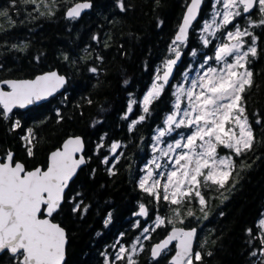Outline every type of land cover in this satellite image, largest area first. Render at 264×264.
<instances>
[{
	"label": "trees",
	"instance_id": "obj_1",
	"mask_svg": "<svg viewBox=\"0 0 264 264\" xmlns=\"http://www.w3.org/2000/svg\"><path fill=\"white\" fill-rule=\"evenodd\" d=\"M77 1L56 0L52 4L48 0L50 9L41 5L37 12L34 5L21 0L15 5L11 0H0V11L8 12V17H0V81L30 78L52 69L68 77L61 93L27 110L16 108L7 120L0 106V154L5 157L14 152L15 161H23L28 169L39 165L46 168L51 151L67 137L81 135L86 143L88 162L71 183L61 209L53 215L68 231L65 264H128L126 258L116 259L117 249L122 242L131 248L137 237L144 239V247L133 255L135 264H170L174 246L158 259L152 258L151 246L174 225L199 227L195 251L201 253L202 260L193 259L195 264H264V228L259 226L264 219V28L253 83L243 94L245 114L255 137L253 147L237 157L219 146L221 155H233L235 160L227 184L219 188L202 182L206 206L195 196L177 206L163 200L162 189L157 201L139 187V181L144 164L152 156L156 133L174 110V82L191 72L205 54L214 55L218 42L226 36V28L218 30L215 37L197 30L214 14L215 0L205 1L175 81L153 100L148 114L142 110L143 97L157 73L163 72L164 62L175 55L170 48L190 0H123L124 10L119 0H90L89 11L68 18L67 9ZM49 10L54 15L39 14ZM202 36L211 43L205 46ZM132 100L136 103L129 112ZM141 115H145L144 121L132 127ZM15 121L20 127L13 129ZM29 128L34 136L31 156L27 141L22 139ZM192 131L181 127L167 137L173 140ZM116 141L121 147L113 156L110 149ZM105 157L108 164L103 163ZM77 203L81 210L73 212ZM140 204L148 209L147 216L138 214ZM177 207L179 218L174 214ZM188 211L194 215L188 216ZM109 214L111 219L105 224ZM157 216L165 218L164 226H155ZM0 264L18 262L5 251L0 254Z\"/></svg>",
	"mask_w": 264,
	"mask_h": 264
},
{
	"label": "snow or ice",
	"instance_id": "obj_2",
	"mask_svg": "<svg viewBox=\"0 0 264 264\" xmlns=\"http://www.w3.org/2000/svg\"><path fill=\"white\" fill-rule=\"evenodd\" d=\"M11 2L15 5L17 0H11ZM21 2L34 5L33 10L37 12L41 5L50 9L48 0H21ZM51 3L55 4L56 0H51ZM201 3L202 0H191L187 6L186 14L172 41L174 46L170 48L175 58L164 62L163 75L157 73L151 89L143 97V113H149L153 100L160 97L165 85L168 84L173 67L181 56L179 47L186 43L188 30L199 14ZM216 3L222 4V10L216 11L211 21H204L202 30L213 37L218 30L227 28L237 17L244 14H249L247 20L251 26L264 25V0H216ZM91 7L90 0L75 3L67 9L66 15L68 18L75 19L81 15L82 11ZM119 7L124 10L123 0H119ZM255 8H258L261 15L258 21H253L250 15ZM39 14L54 15L51 10ZM0 17H8L7 10L0 11ZM217 18H220L219 22ZM234 29L226 33L227 41L220 43L216 47L214 56L206 57L200 68L203 69L209 60H215L221 66L209 65L203 74L198 73L197 77L190 81L188 74L185 73L184 80L189 86L186 88L182 83L175 88L173 93L175 110L166 116L164 121L166 127L159 129L155 139L160 142L162 137L181 127L194 128V131L187 136L180 134V138L174 143H169L165 149H157L155 145L153 146V151H160L162 156L167 157L170 153L174 155L172 169L166 177L162 172L159 174L155 172V169L162 167L158 163L159 157H155L151 162L154 168L149 166L147 174L139 181V187L157 201L161 199L160 190L162 189L163 200L172 205L180 206L186 198L195 196L200 205L206 206L205 197L200 190L202 182L204 185L211 184L223 188L236 167L233 155L219 156L218 147L222 146L231 150L237 157L253 147L255 137L248 116L245 114L243 94L253 83V73L248 68V64L251 63L249 56L257 55V38L248 27L242 30L239 24H236ZM245 37L252 38L246 50L245 44L248 41L244 39ZM202 40L205 46L211 43L205 36H202ZM192 55H196L195 51ZM230 57L231 60H229ZM90 71L96 72L97 69L91 68ZM66 82L65 76L56 71L38 75L34 79L0 82L10 88V91H5L3 87H0L3 118L7 120L16 107L24 108L52 96L63 88ZM185 101L186 106L182 109L181 104ZM135 103V100L129 103V112L132 111V105ZM144 119L145 115H141L138 120L132 122L131 126L135 127ZM18 127L20 122L15 121L13 129ZM22 139L27 141V152L31 156L34 147L33 129H27V134ZM120 146L118 142L112 143L110 150L113 156ZM177 149L181 151L177 153ZM82 150L83 140L80 137L70 138L64 142L62 149H57L50 154L45 170L37 167L32 171H27L23 163L14 162L10 151L7 153L5 162H0V252L8 250L18 264H64L66 231L59 223H54L52 217L61 209L65 200V189L69 187V182L76 175L77 169L86 163L82 155L76 158V154ZM118 159L116 157L117 162ZM103 163H109L108 157H105ZM112 167L114 168L115 164ZM110 174L114 172L110 170ZM161 178L165 180L163 184H161ZM72 199L74 200L75 197ZM80 210L79 203L72 209L73 212ZM83 210L87 211L86 208ZM138 214L148 215V209L144 204L139 205ZM174 214L179 218V207L174 209ZM187 215L193 216L194 213L188 211ZM42 216L44 218H41ZM110 219L111 214L109 219L105 220V224ZM168 223L172 221L169 220ZM164 225L165 218L157 216L155 226ZM259 226L264 228V219L259 221ZM248 231L251 233V229ZM144 232H148V228H145ZM195 238V228L185 230L173 227L170 234L152 248V256L159 257L173 241H176L178 250L172 257L171 264H193V259L201 261V253L193 252ZM261 241L264 242V235L261 236ZM137 243H139V237H137ZM126 252L129 250L121 247L116 259L126 258L128 264H135L133 255L137 252L136 244L131 246L127 257L124 255ZM252 254L255 255V252ZM208 255L211 253L209 252Z\"/></svg>",
	"mask_w": 264,
	"mask_h": 264
},
{
	"label": "rangeland",
	"instance_id": "obj_3",
	"mask_svg": "<svg viewBox=\"0 0 264 264\" xmlns=\"http://www.w3.org/2000/svg\"><path fill=\"white\" fill-rule=\"evenodd\" d=\"M212 10H213L214 13H215L216 11H218V10H222V4H218V3H216V0H215V1H214V4H213V6H212ZM213 16H214V14H213L211 17L205 18V19L201 22V25H199V27H198V29H197L198 32H199L200 34H203V35L206 34V36H208V35L210 34V33H205V32H203L202 30H203V26H204V21H206V20H207V21H211L212 18H213ZM219 19H220V18H217V22H219ZM216 35H218V31L216 32ZM210 36H211V35H210ZM226 41H227V37L224 36V39H221V41L218 42V45H219L220 43H222V42H226ZM187 44H188V43H187ZM187 44L180 45L179 49H184V48H186ZM210 56H213V55H211V54H205V55L203 56V60L199 61V64L195 65L194 69H193L191 72H188V80H189V81H190L191 79L196 78L198 73H199V74H203L204 70H206V68H207L209 65H211V66H213V67H220V66H221V65L217 64V62H216L215 60H209L208 63L204 65V68H203V69L200 68V65L204 63L205 58H206V57H210ZM184 76H185V75H183V78H182L181 80H176V81L174 82V87H173L174 89H173V91H175V88H176L177 85H180V84H182V83L184 84V86H185L186 88L189 86V84L185 82V80H184ZM150 89H151V88H150ZM150 89H149V90H150ZM146 94H147V93H146ZM144 96H145V95H144ZM185 106H186V101H185L184 103L181 104V108L183 109ZM174 110H175V109H174ZM174 110H173V111H174ZM173 111H172V112H173ZM172 112H170L169 114H171ZM169 114H168V115H169ZM164 127H166V125H164L163 127H159V129H162V128H164ZM159 129H158V131H159ZM192 130H194V128H193ZM158 131H157V133H156V136L158 135ZM190 133H191V132H190ZM190 133H187V134L184 135V136H187V135L190 134ZM167 136H168V134L165 135L164 137H162L160 142H158L157 140H155V143L153 142L157 149H165L169 143H174V141H175L176 139H179V138H180V136H178V138L176 137V138H174L173 140H170V139H168ZM116 142H118V143L120 144L119 141H116ZM120 145H121V144H120ZM154 145H153V146H154ZM120 147H121V146H120ZM120 147H119L118 149H120ZM118 149H117V150H118ZM176 151H177V153H178V152L181 151V150H180V149H177ZM218 155H219V156H223V155L220 154L219 151H218ZM155 157H159L158 163H160V164L162 165V167H161L160 169H155V172H156L157 174H159V173L162 172V173H164V176L166 177L167 173L172 169V160H174V155L170 153L169 156H167V157H166V156H162L160 151H153V147H152V156H151V158H149V160H148V161L144 164V166H143V173H142L141 179L147 174V169H148L149 166H152V167L154 168V165H152L151 162H152L153 158H155ZM165 165H167V166H165ZM141 179H140V180H141ZM164 182H165V180H164L163 178H161V184H163ZM149 183H151V181H149ZM117 241H121V239H118ZM116 243H117V242H116ZM133 244H136L137 252H138V249H139V248L144 247V239L139 238V243H137V240H135ZM133 244H132V245H133ZM121 247H124V248L128 249L129 252H127V253H128V254L130 253L131 248H128L129 246H128V245H127V246L124 245V243L122 242L121 245H119V248L117 247L118 249H117V253H116V255L119 254V251H120V248H121ZM137 252H136L135 254H137ZM109 264H112V263L110 262ZM193 264H195L194 261H193Z\"/></svg>",
	"mask_w": 264,
	"mask_h": 264
},
{
	"label": "water",
	"instance_id": "obj_4",
	"mask_svg": "<svg viewBox=\"0 0 264 264\" xmlns=\"http://www.w3.org/2000/svg\"><path fill=\"white\" fill-rule=\"evenodd\" d=\"M81 2H85V0H78V1L75 2V3H81ZM190 2H191V0H190ZM190 2H189V4H190ZM75 3H74V4H75ZM90 3L92 4V1H90ZM74 4L71 5V6H74ZM189 4H188V5H189ZM204 5H205V0H202L199 14L197 15L196 20H194V21L192 22V25H191V27H190L189 30H188L187 41H188L189 38H190V34H191V31H192L193 27L196 25V23H197V22L199 21V19H200V16H201V13H202V10H203ZM71 6H70V7H71ZM91 8H92V7H91ZM91 8H89V9H85L84 11H82V13H81V15H80L79 17H81L85 12L89 11ZM186 9H187V8H186ZM66 13H67V11H66ZM185 14H186V10H185V12H184V15H185ZM184 15H183V17H184ZM66 16H67V15H66ZM182 20H183V18H182ZM181 23H182V21H181ZM181 23H180V25H181ZM177 31H178V30H177ZM176 34H177V32H176ZM176 34H175V35H176ZM174 38H175V37H174ZM187 41H186V42H187ZM180 52H181L180 59L177 61L176 65L173 67L172 74H171V76L169 77V81H168V84H166V86L170 85V84L174 81V79H175V75H176V72H177V66H178V64L180 63V61L183 59V56H184V51H183V50H180ZM173 58H175V55H174L171 59H173ZM50 71H56V72H58L60 75L65 76L66 81H68V77H67V75L61 73L58 69L47 70V71H44V72L38 73L36 76H38V75H42V74L47 73V72H50ZM161 75H163V72H162ZM36 76H34V77H30V78H7V79H3V80H1L0 82H2V81H4V80L34 79ZM66 84H67V82H66ZM66 84L64 85L63 88H61L59 91H57L56 93H54L52 96L47 97L46 99H43V100H41V101H37V102H35V103L31 104V105H28V106H26V107H24V108H20V107H16V108L23 109V110H27V109H29L30 107H32L34 104H41V103H44V102L50 100L52 97H54V96L58 95L59 93H61V92L65 89ZM0 87H3L5 91H10V88H9L7 85L0 84ZM16 108H14L13 110H15ZM75 137H80V138L83 140V150H82V152L76 154V158L78 159V158L82 155V156L85 158L86 163L83 164V165H81V166L77 169L76 175H75V176L73 177V179L69 182V187H70L71 183L73 182V180L76 178V176H77V174L79 173L80 169H81L84 165H86L87 162H88L87 155H86V143H85V140H84V137H83V136H81V135H71V136L67 137V138L64 140V142L67 141V140L70 139V138H75ZM64 142L62 143V145H61L60 147L56 148V149L53 150V151H56L57 149H62V148H63V144H64ZM53 151H51V153H52ZM11 153L13 154V160H14V162H20V163H23L24 166H25V169H26L27 171H32V170H34V169L37 168V167L41 168L42 170H45V169L47 168V167L44 168L43 165H39V166H37V167H35V168L28 169V168L26 167V164H25L23 161H20V160H19V161H15V158H14V152H11ZM51 153H50V154H51ZM49 157H50V155H49ZM4 158H5V157H3V156L0 154V162H5V161H4ZM48 163H49V161H48ZM47 166H48V165H47ZM69 187L65 189V197H66V193H67ZM64 201H65V200H64ZM62 204H63V203H62ZM53 215H54V214H53ZM41 218H44V217L42 216ZM52 220H53L54 223H59V224L61 225V227H63V228L65 229V231H66L67 242H66V244H65V260H64V264H65V262H66V260H67V247H68V243H69L68 231H67V229H66V228H65V227H64L59 221L54 220L53 217H52ZM173 227H175V228H184L185 230H190V229H192V228H195V229H196V238H195L194 241H193V252H195L196 245H197V240H198L199 227H198V226L186 227V226H184V225H175V226H173ZM173 227L169 230V232H168L167 235L170 234V232L172 231ZM167 235H166L164 238L160 239L159 241H156L155 243H153V245L151 246V250H152V248H153L157 243H160L161 241H163V240L167 237ZM174 244H175V251L173 252V254H172V255L170 256V258H169V263H170V264H171L172 257L175 255L176 251L178 250V248H177V246H176V245H177V242H176V241H173L172 244L169 245V247H171V246L174 245ZM169 247H168V248H169ZM5 251H8V250H5ZM5 251L0 252V254L4 253ZM162 254H163V252L161 253V255H162ZM161 255H160L159 257H161ZM151 256H152V251H151ZM159 257H155V258H154V257L152 256V258H154V259H158Z\"/></svg>",
	"mask_w": 264,
	"mask_h": 264
},
{
	"label": "flooded vegetation",
	"instance_id": "obj_5",
	"mask_svg": "<svg viewBox=\"0 0 264 264\" xmlns=\"http://www.w3.org/2000/svg\"><path fill=\"white\" fill-rule=\"evenodd\" d=\"M249 14H244L243 16H241V17H237L234 21H233V23L232 24H229L228 26H227V28H226V33L228 32V31H234L235 29H234V25H236V24H239V26L241 27V29L243 30L245 27H248L249 28V31H251L252 33H253V35L257 38L256 39V48H257V53L259 52V50H260V39H261V35H262V33H263V28H264V25H262V26H258V27H256V26H251L249 23H248V20H247V16H248ZM250 15H251V19L253 20V21H258L260 18H261V15H260V13H259V10H258V8H255L251 13H250ZM227 37V36H226ZM246 41H248V43L247 44H245V50L247 49V47L251 44V40H252V38L251 37H245L244 38ZM218 46V45H217ZM212 55V54H211ZM214 56V55H213ZM255 58L256 57H251V56H249V60L251 61V63L250 64H248V68L252 71V73H253V76H254V69H253V67H254V65H255ZM229 60H231V57L229 58ZM252 76V77H253ZM165 88V87H164Z\"/></svg>",
	"mask_w": 264,
	"mask_h": 264
}]
</instances>
